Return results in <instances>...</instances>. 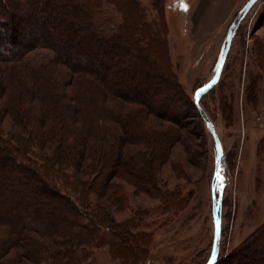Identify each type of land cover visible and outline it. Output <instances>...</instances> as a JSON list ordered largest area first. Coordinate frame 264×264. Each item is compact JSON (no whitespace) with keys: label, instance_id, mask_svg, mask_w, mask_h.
Instances as JSON below:
<instances>
[{"label":"trees","instance_id":"obj_1","mask_svg":"<svg viewBox=\"0 0 264 264\" xmlns=\"http://www.w3.org/2000/svg\"><path fill=\"white\" fill-rule=\"evenodd\" d=\"M167 36L139 0H0V264H86L103 243L131 257L147 237L99 199H179L162 178L183 138ZM235 252L264 264V225Z\"/></svg>","mask_w":264,"mask_h":264},{"label":"rangeland","instance_id":"obj_2","mask_svg":"<svg viewBox=\"0 0 264 264\" xmlns=\"http://www.w3.org/2000/svg\"><path fill=\"white\" fill-rule=\"evenodd\" d=\"M139 2L150 19L160 16L165 20L170 60L181 86L177 111L183 138L162 170L166 187L180 195L178 200L162 204L159 198L122 183L124 193L118 208L100 198L98 203L108 208L117 224L132 223L134 232L147 241L134 248H140V253L132 249L131 257L103 243L89 249L86 264H207L215 236L217 153L193 97L214 76L227 30L244 5L231 12L218 32L197 42L196 24H187L193 6L185 11L186 0ZM260 43H264V0L256 2L237 30L220 84L200 100L217 130L225 158L218 264H233L237 248L264 225V147L260 146L264 139V62L257 54ZM193 151L195 155L190 157ZM215 196H219L217 191ZM18 254L11 252L7 264H35Z\"/></svg>","mask_w":264,"mask_h":264},{"label":"water","instance_id":"obj_3","mask_svg":"<svg viewBox=\"0 0 264 264\" xmlns=\"http://www.w3.org/2000/svg\"><path fill=\"white\" fill-rule=\"evenodd\" d=\"M258 0H255V2L253 3V0H247L246 3L244 4V6L239 10V12L237 13V15L235 16L234 20L232 21L230 27L227 30L226 33V37L221 45V49L219 52V57H218V61L216 64V71L214 76L212 77V79L210 80V82L207 85L202 86L201 88H199L197 91H199L200 89H206L204 92H202L200 94L199 99L197 100L196 98V93L194 94V103L195 106L197 107V110L201 116V118L203 119L205 126L207 128V130L209 131V133L212 135L213 139H214V143H215V150L217 153V167L215 170V180H216V185L213 186V193H214V198H213V218H214V222H215V236H214V244L213 246H218V249L220 250V239H221V221H222V212H221V195H222V191L224 189V164H225V158H224V153H223V147L221 144V141L219 139V136L217 134V130L211 120V118L207 115V113L205 112L204 108L202 107L200 100L201 98L206 95L208 92H210L219 82V79L221 77L223 68L225 66L228 54L230 52L233 40L236 36L237 30L239 29L242 21L245 19V17L247 16V14L250 12V10L252 9V7L256 4ZM215 80V83H212V81ZM209 85H211L209 87ZM217 173L220 174V180H217ZM215 191L218 192L219 196L218 198H216L215 196ZM217 221H219V233H217V229H216V224ZM218 255H219V251H218ZM211 261V256L209 259V262L207 264H210ZM217 263V261H216Z\"/></svg>","mask_w":264,"mask_h":264},{"label":"crops","instance_id":"obj_4","mask_svg":"<svg viewBox=\"0 0 264 264\" xmlns=\"http://www.w3.org/2000/svg\"><path fill=\"white\" fill-rule=\"evenodd\" d=\"M247 0H186L193 6L187 24L194 26L197 42H204L207 37L218 32L222 24L237 6H243Z\"/></svg>","mask_w":264,"mask_h":264},{"label":"snow or ice","instance_id":"obj_5","mask_svg":"<svg viewBox=\"0 0 264 264\" xmlns=\"http://www.w3.org/2000/svg\"><path fill=\"white\" fill-rule=\"evenodd\" d=\"M254 2H255V0H253V3ZM184 10L185 11H188V5L187 4L184 5ZM212 83H215V80H213ZM210 86L211 85H209V87ZM205 90L206 89H200L199 91H197V93H196L197 100L199 99L200 94L202 92H204ZM217 180H220V174L219 173H217ZM216 229H217V233H219V221H217ZM218 251H219L218 246H213L212 253H211V261H210V264H216V261L218 259Z\"/></svg>","mask_w":264,"mask_h":264}]
</instances>
